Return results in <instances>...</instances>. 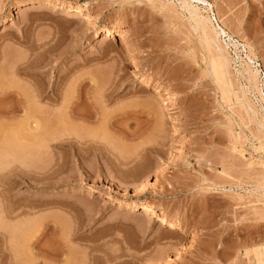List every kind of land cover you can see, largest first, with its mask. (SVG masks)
<instances>
[{"label":"rangeland","instance_id":"obj_1","mask_svg":"<svg viewBox=\"0 0 264 264\" xmlns=\"http://www.w3.org/2000/svg\"><path fill=\"white\" fill-rule=\"evenodd\" d=\"M59 1L0 0V264H264V0Z\"/></svg>","mask_w":264,"mask_h":264},{"label":"bare ground","instance_id":"obj_2","mask_svg":"<svg viewBox=\"0 0 264 264\" xmlns=\"http://www.w3.org/2000/svg\"><path fill=\"white\" fill-rule=\"evenodd\" d=\"M58 5H61V6H64V7H66V8H68V9H73V10H75V11H77V12H80V13H82V14H84L85 15V17H86V19H88L89 21H92V20H94V15H93V13H91L90 12V9H89V7H88V4L87 3H85V2H80V1H73V0H60L58 3H57ZM184 5L186 6V7H188L187 9H189L190 11H191V13H193V14H196L197 12V8H196V10L195 9H192V5L191 4H189L187 1H184ZM192 6V7H191ZM59 7V6H58ZM56 8V7H55ZM194 12H196V13H194ZM190 13V12H189ZM4 28V27H3ZM97 31H98V29H97ZM2 33V32H1ZM113 34V31L111 30V29H107V30H105V38H108V37H110V35H112ZM103 37V38H104ZM210 37V36H209ZM120 38V40H121V42H122V40H124V37L121 35V37H119ZM212 39V38H211ZM120 42V41H119ZM124 43H126V42H124ZM122 44V43H121ZM210 44V43H209ZM132 47V46H131ZM126 48V47H125ZM133 51V50H132ZM132 53V52H131ZM131 53H130V55H131ZM135 54V53H134ZM133 54V55H134ZM135 56V55H134ZM217 57V56H216ZM134 58V57H133ZM134 60V59H133ZM212 60V59H211ZM224 61V60H223ZM223 63H225V62H222V60H216L215 61V65H214V68H215V72H216V74L217 75H219L220 77L222 76V75H224V74H226L225 72H224V68H223V66H225V65H223ZM138 66V65H137ZM213 69V68H212ZM137 70H138V68H137ZM225 71H226V69H225ZM148 76V75H147ZM143 78V80L145 81V82H147V83H152L153 84V86H154V88L157 90V92L159 93V94H161L162 96H163V98H164V101H165V103L166 104H168V103H170L171 104V96H170V92L168 93V91L166 90V88L165 87H163V86H161L160 84H158V83H156V82H151L147 77H142ZM224 78V77H223ZM221 85V84H220ZM168 89V88H167ZM38 91V90H37ZM40 91V90H39ZM43 90H41V92H42ZM34 92H36V91H34ZM40 92V93H41ZM13 94H17V95H19L20 96V93H16V92H12ZM39 93V95H35V96H33V97H31V99H27V100H25V101H21L20 100V97L19 98H17V100L15 101L16 102V104H14V108H17V107H19V108H21L22 109V111H24V114H23V118H24V122H25V129H26V131H27V135L28 134H31V135H35V137H36V139L35 140H37V138L40 140V143H37L36 145H38L39 144V146H40V144H41V146H47L48 144H49V142L52 140V139H50V136L52 135V132H53V134H56V133H54V130L51 132L50 131V129H52V127H53V125L54 124H52V121H53V119H54V117H55V115L57 114V112L59 111V109H58V107H56L57 106V104L56 103H58L56 100H57V97H56V94H57V90L55 89V88H53V93H52V91H51V93L49 92L48 94H45V95H41ZM157 93V94H158ZM9 94H11V92L10 93H7V92H0V98H1V96L3 97V96H7V95H9ZM36 94V93H35ZM38 94V93H37ZM14 95V96H15ZM21 96H22V94H21ZM8 97V96H7ZM56 101V102H55ZM70 101V100H69ZM67 99H65L64 100V102L62 103L64 106H63V108H65V109H70V110H68V112H66V118H68V117H72L73 115H72V108L69 106V103H71V102H69ZM42 102H44V103H42ZM69 102V103H68ZM55 104H56V106H55ZM171 106V105H170ZM13 108V107H12ZM11 108V109H12ZM10 109V110H11ZM18 110V109H17ZM14 111H16V109L15 110H12V112H14ZM1 112H3V111H1ZM9 113V112H8ZM15 113V112H14ZM80 114V113H79ZM77 116L78 115H75L74 117L75 118H77ZM79 118L82 120V121H86V120H88L89 118H90V116H86L85 114L84 115H79ZM79 119V120H80ZM55 126V125H54ZM56 126H57V124H56ZM55 126V127H56ZM59 126H61V124L60 125H58V127ZM57 128V127H56ZM64 129V128H63ZM51 135H50V134ZM49 134V135H48ZM65 134V133H64ZM30 135V137H32ZM49 137H48V136ZM56 136H57V134H56ZM54 137V138H56V139H59V136H60V134H59V136H57V137ZM61 136H63V135H61ZM34 137V138H35ZM28 138V141L30 140V141H32V140H34V138H29V137H27ZM51 138H53V137H51ZM55 139V140H56ZM39 140H37L36 142H39ZM33 142V141H32ZM35 143V142H34ZM20 144V143H19ZM27 145V144H26ZM29 145H32V143L30 144L29 143ZM33 146V145H32ZM28 147V146H27ZM44 148H47L48 149V146L47 147H44ZM29 149V148H28ZM32 149V148H31ZM37 149H38V146H37ZM78 148H75V150H77ZM79 150V149H78ZM131 203V202H130ZM132 206L133 207H135V206H140V207H144V209H145V211L147 212V213H149V214H154V213H156V210H155V206L153 205V204H150V203H146V202H144V201H135L134 203H132ZM143 209V210H144ZM158 211V210H157ZM11 212L12 211H6V213H5V218L6 219H11V217H10V214H11ZM145 212V213H146ZM4 217V216H3ZM161 218V223H164V224H167V225H169L170 227H180V223L178 222V221H176V220H174V219H170V218H168V217H166V216H161L160 217ZM1 239V238H0Z\"/></svg>","mask_w":264,"mask_h":264}]
</instances>
